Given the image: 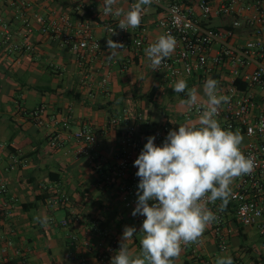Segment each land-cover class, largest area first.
Listing matches in <instances>:
<instances>
[{
	"label": "crops",
	"instance_id": "crops-1",
	"mask_svg": "<svg viewBox=\"0 0 264 264\" xmlns=\"http://www.w3.org/2000/svg\"><path fill=\"white\" fill-rule=\"evenodd\" d=\"M26 2L25 14L36 26L30 37L35 50L22 56L7 52L1 44L6 33L21 42L24 26L11 2L0 0V180L8 187L6 195H0V208L8 203L13 212L11 221L0 212V247L9 239L13 241L7 253L9 264H77L71 259L72 255L98 264V250H87L82 245L75 248L70 235L77 234L80 239L93 243L103 241L106 247L117 240L118 250L127 225L137 229L127 242L130 253L137 255L141 251L142 222L139 219L142 216L131 215L136 201L127 206L125 196L131 188L137 199L139 178L135 173L138 169L119 170L118 156L132 149L123 147L121 132L111 128L109 121L129 109L143 114L146 123L153 128L168 125L178 130L181 124H198V117L184 116L188 104L183 101L187 95L175 93L173 85L152 70L144 49L136 51L130 47L108 58L111 53L107 40L111 36L104 28L101 0H85L83 8L78 6L77 0ZM117 7L125 12L129 10L126 1H120ZM146 11L148 40L154 43L162 35L155 24L162 12L150 5ZM64 14L73 19L93 16L94 34L100 41L102 53L90 64L91 79L85 78L68 46L38 30L36 16L51 21ZM216 19L222 22L214 25ZM232 20L231 17L215 18L210 25H228ZM108 60L110 66H107ZM123 64L127 68L121 72ZM108 70L110 82L108 90L103 91L98 82ZM214 79L220 78L215 76ZM187 86L197 89L198 100L207 104L203 84L197 78L188 80ZM43 105L48 114L58 115L59 119L64 117L66 126L61 123L55 128L66 131V135L85 126L92 129L98 138L94 148L88 154H80L79 144L71 139L62 148H50L48 136L52 128L47 127V120L40 125L29 115ZM18 153L24 155L27 164H13L11 157ZM61 193L69 197L70 204L50 208L48 200ZM45 215L49 223L41 226L35 217ZM64 219L70 220L68 227L60 225ZM16 250H20L21 255ZM116 251L109 255L107 264ZM203 253L216 254V261L219 258L212 243L204 244ZM253 261L264 264L263 259L256 257ZM174 264H191L190 251H181L174 258Z\"/></svg>",
	"mask_w": 264,
	"mask_h": 264
},
{
	"label": "built area",
	"instance_id": "built-area-1",
	"mask_svg": "<svg viewBox=\"0 0 264 264\" xmlns=\"http://www.w3.org/2000/svg\"><path fill=\"white\" fill-rule=\"evenodd\" d=\"M6 1L11 2L21 16L24 32L21 42H16L6 33L1 44L9 53L22 56L32 53L35 48L30 37L36 31V26L25 14L28 4L26 0H17L16 3L13 0ZM120 1H126L128 8L136 2L118 0V3ZM77 2L80 8L85 6V0ZM101 4L105 30L111 35V30L115 29L117 35H111V39L124 45L118 51L130 47L141 51L152 44L148 40L149 24L145 22L148 5L143 6L140 26L127 31L118 28L122 18L104 15V0H101ZM149 5L162 12L155 22L162 30V35L171 34L176 40L174 52L156 70L157 74L169 85H174L180 79L188 82L191 78H197L204 85L208 78L219 76L218 94L226 95L230 100L221 105L216 118L222 128L239 131L243 135L241 150L245 156L250 155L254 159L252 173L236 178L230 185L231 195L226 206L221 209L220 200L207 204L217 219L196 243L182 246V251H190L191 264H216V254L210 256L203 253V246L207 243L216 247L217 256H231L233 264H254V257L264 260V0H153ZM228 17L233 19L231 24L217 27L210 25L215 18ZM35 22L41 34L57 38L61 45L70 48L85 78L91 79L93 73L90 64L102 53L100 41L94 34L93 16L73 19L64 14L58 20L47 21L38 15ZM110 65L111 61L108 60L107 66ZM126 68L127 65L123 64L120 71ZM110 77L109 70L101 76L98 85L103 91L108 90ZM181 94L187 95V90ZM206 107L207 104L198 100L196 105H187L184 116L199 118ZM29 115L40 125L47 120V127L52 128L48 136V145L52 149L64 147L71 139L79 144L78 152L85 155L98 142L97 135L88 126L68 135L66 131L57 130L55 127L61 123L66 126L64 117L59 119L58 115L48 114L44 105ZM109 125L121 132L123 147L132 149V152L124 151L118 156L117 166L121 171L136 168L133 163L147 142V137L154 135L155 143L160 145L170 130L168 125L153 128L146 123L143 114L129 109L111 118ZM11 158L13 164H27L22 153L14 154ZM7 191V184L0 180V195H6ZM134 194L135 190L129 188L128 196H125L127 206L136 201ZM69 204L70 199L65 193L56 194L48 200L50 208ZM0 212L8 220H13L8 203H4ZM144 219L142 216L139 221L143 222ZM60 225L68 227L70 220L64 219ZM248 229L253 230L258 237L259 247L250 245V236L253 234H249ZM244 236L246 241H243ZM70 239L75 248L80 245L87 250L96 248L98 264H107L109 255L118 248L117 240H112L106 247L103 241L93 243L82 240L74 233ZM13 245L9 239L0 247V264H9L7 253ZM16 253L21 255L20 250H16ZM71 259L77 264H91L86 257L72 255Z\"/></svg>",
	"mask_w": 264,
	"mask_h": 264
},
{
	"label": "clouds",
	"instance_id": "clouds-1",
	"mask_svg": "<svg viewBox=\"0 0 264 264\" xmlns=\"http://www.w3.org/2000/svg\"><path fill=\"white\" fill-rule=\"evenodd\" d=\"M153 0H136L129 10L114 7L118 0H104V15L123 17L118 22L122 30L135 29L141 24L144 5ZM111 35H117L115 29ZM110 35V36H111ZM109 59L124 45L107 40ZM176 47L171 34L161 35L145 48L153 71L160 68ZM218 81L208 78L203 85L207 107L200 113L198 124H181L170 129L162 144L155 143L154 135L147 137L133 166L139 178L133 217H145L139 233L141 251L132 255L127 242L137 233L134 226H124L119 249L110 264H174L182 246L196 243L207 227L217 219L207 207L209 202L221 201V209L231 195L230 185L242 175L254 170V159L241 150L243 135L221 127L216 118L222 104L230 98L218 94ZM175 93L187 90L188 105L198 103V91L188 89L187 82L178 80L172 87ZM264 130V129H262ZM41 226H47L49 217L37 216ZM216 264H233L231 256L219 257Z\"/></svg>",
	"mask_w": 264,
	"mask_h": 264
},
{
	"label": "rangeland",
	"instance_id": "rangeland-1",
	"mask_svg": "<svg viewBox=\"0 0 264 264\" xmlns=\"http://www.w3.org/2000/svg\"><path fill=\"white\" fill-rule=\"evenodd\" d=\"M221 22H222L221 20L216 19V20L213 21V24L217 25V24H220ZM251 234H253V235L250 236V240H249L250 245L253 246V247L254 246L255 247H259V239H258V237L254 235V232H252ZM247 258L248 257L245 258L246 261H248Z\"/></svg>",
	"mask_w": 264,
	"mask_h": 264
},
{
	"label": "trees",
	"instance_id": "trees-1",
	"mask_svg": "<svg viewBox=\"0 0 264 264\" xmlns=\"http://www.w3.org/2000/svg\"><path fill=\"white\" fill-rule=\"evenodd\" d=\"M243 241H246V237L244 236V238H243ZM248 251L250 250V249H247Z\"/></svg>",
	"mask_w": 264,
	"mask_h": 264
}]
</instances>
